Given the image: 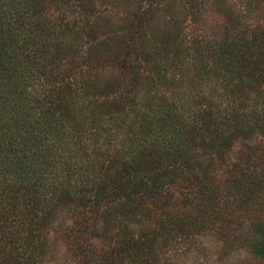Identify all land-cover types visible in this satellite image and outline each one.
Wrapping results in <instances>:
<instances>
[{
    "label": "trees",
    "instance_id": "obj_1",
    "mask_svg": "<svg viewBox=\"0 0 264 264\" xmlns=\"http://www.w3.org/2000/svg\"><path fill=\"white\" fill-rule=\"evenodd\" d=\"M205 234L264 263V0H0V264Z\"/></svg>",
    "mask_w": 264,
    "mask_h": 264
},
{
    "label": "rangeland",
    "instance_id": "obj_2",
    "mask_svg": "<svg viewBox=\"0 0 264 264\" xmlns=\"http://www.w3.org/2000/svg\"><path fill=\"white\" fill-rule=\"evenodd\" d=\"M243 234H251L248 226L240 230ZM222 244L212 234H205L199 243L188 251L187 257L181 264H264L253 258L244 248L243 243L223 249ZM41 264H62L60 260Z\"/></svg>",
    "mask_w": 264,
    "mask_h": 264
}]
</instances>
